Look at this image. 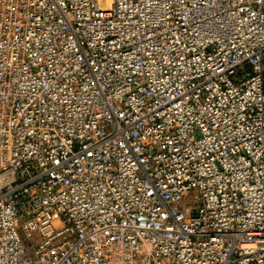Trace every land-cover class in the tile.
Wrapping results in <instances>:
<instances>
[{
	"label": "built area",
	"instance_id": "2783aa9c",
	"mask_svg": "<svg viewBox=\"0 0 264 264\" xmlns=\"http://www.w3.org/2000/svg\"><path fill=\"white\" fill-rule=\"evenodd\" d=\"M0 264H264V0H0Z\"/></svg>",
	"mask_w": 264,
	"mask_h": 264
},
{
	"label": "rangeland",
	"instance_id": "374dc122",
	"mask_svg": "<svg viewBox=\"0 0 264 264\" xmlns=\"http://www.w3.org/2000/svg\"><path fill=\"white\" fill-rule=\"evenodd\" d=\"M188 199H189V198H188ZM188 199H185V201L183 202L182 205H187ZM189 205H191V204H189ZM194 206H195V204L192 205V207H194Z\"/></svg>",
	"mask_w": 264,
	"mask_h": 264
}]
</instances>
